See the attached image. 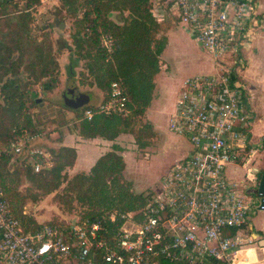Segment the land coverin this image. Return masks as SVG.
Listing matches in <instances>:
<instances>
[{"label":"built area","instance_id":"obj_1","mask_svg":"<svg viewBox=\"0 0 264 264\" xmlns=\"http://www.w3.org/2000/svg\"><path fill=\"white\" fill-rule=\"evenodd\" d=\"M157 23L167 14L197 39L213 61V72L187 78L175 100L167 128L187 138L191 151L174 159L144 205L122 214L108 239L98 220L40 223L23 230L0 184V264H249L245 248L253 241L242 231L259 202L225 175V165L245 147L246 86L241 80L243 51L258 24L257 0H147ZM100 45L112 51L106 33ZM123 87L110 84L95 113L127 115ZM40 134L0 145V155L28 157L36 171L53 164ZM114 214H110V219ZM243 251L242 253H240ZM255 256L256 248H253ZM164 262V263H163Z\"/></svg>","mask_w":264,"mask_h":264},{"label":"trees","instance_id":"obj_2","mask_svg":"<svg viewBox=\"0 0 264 264\" xmlns=\"http://www.w3.org/2000/svg\"><path fill=\"white\" fill-rule=\"evenodd\" d=\"M57 3L59 10L75 17L69 31L71 45L66 47L71 54L69 69H72L73 63L82 61L88 84L103 91L102 99L106 97L110 84L119 82L129 110L124 116L95 113L88 120L83 118V113L86 109H94L96 104L88 105L78 112L79 122L75 133L83 139L102 137L109 140H115L123 133H131L135 116L145 114L151 106L155 89L154 76L159 71L158 58L163 48L161 40L155 37L157 22L150 13L147 0H57ZM30 24L28 15H20L4 33L7 38L0 46L7 52L0 58V81L6 72L15 76L8 78L0 89L4 100L3 109L12 119L8 126L2 127L0 122V145L15 140L24 133H39L41 136L44 131L28 116L25 115L20 124L15 121L22 114L24 88L38 83L41 89L51 90L59 82L60 67L58 68L56 56L62 46L55 48L47 38L32 39L29 33ZM101 33L109 35L112 51L100 45L98 38ZM13 51L17 56L10 59ZM23 78L24 87L20 82ZM33 95L34 92L31 91L27 98L30 99ZM72 109L78 111L79 107ZM150 126V123L146 124L147 129ZM135 137L140 140L138 135ZM37 143L50 149L53 159L50 167L41 168L37 172L30 168L31 160L26 156L12 152L0 155L1 188L14 213L20 214V217L17 214L16 216L23 230L34 229L42 222L26 216L21 202L18 199L13 202L8 197L10 181L17 173L24 174L25 178L45 192L56 190L65 182L62 187L63 195L70 200L71 194L68 192L74 191L75 198L88 206V211L79 220H98L102 226L98 235L102 238L108 239L112 236L123 213L144 205L145 196L151 188L132 192L129 182L122 181L124 161L119 153V145L114 143L112 148L101 153L88 171L77 170L68 176L63 170L73 162L75 146L62 144L56 148L41 139ZM139 143L146 145L143 141ZM110 214H114L112 219ZM21 218H25L27 223L31 222L32 228L24 227Z\"/></svg>","mask_w":264,"mask_h":264},{"label":"rangeland","instance_id":"obj_3","mask_svg":"<svg viewBox=\"0 0 264 264\" xmlns=\"http://www.w3.org/2000/svg\"><path fill=\"white\" fill-rule=\"evenodd\" d=\"M57 4V0H34L32 2L28 0H3L0 4V46L5 43L7 38L4 33L10 29L9 26H12L20 15H28L31 19L29 33L32 39L45 40L47 38L55 48L62 46L56 56L58 68L60 67L58 84L51 90L41 89L38 83L27 86V88L25 86L22 114L15 120L20 124L28 116L35 125L44 131L40 139L56 148L74 141H84L75 133L79 122L78 112L84 107L100 101L103 96V91H99L98 88L88 84V76L85 75L82 61L73 63L72 69H69V55L71 54L65 45H71L69 31L75 17L59 10ZM54 18L65 22L62 29L50 25ZM156 37L161 40L163 45L161 56L158 59L160 66L163 67V72L166 73V85L168 87H175L183 78L201 71L198 70V64L196 65L192 61V56L199 54L205 58L206 54L201 53L198 44L188 36V32L180 25L175 15L167 16L164 24L159 25ZM6 54V50L0 47V58ZM16 56L17 53L13 51L9 58L15 59ZM3 75L0 81V89L8 78L14 76L11 72H6ZM23 81H25L24 78L20 81L24 87ZM166 85L161 83V78L158 79L154 99L146 113L135 116L130 128L131 133L120 134L115 139V144L122 148L121 155L125 158L126 163L123 168L122 181L124 183L129 182V188L132 192L147 188L152 189L159 185L172 161L191 151V145L187 138L175 135L166 127L168 117L163 111L168 97L171 95L167 92ZM68 86L74 87V91L88 95V102L78 111L63 104L61 94ZM31 91L34 92V95L28 99ZM1 96L0 122L3 127L11 124L12 119L3 109L4 100ZM147 123L151 124L150 129L146 128ZM135 135H138L140 140H137ZM139 141L145 142L146 145H141ZM79 168L77 165L65 167L63 172L69 176ZM9 169H12V166H9ZM14 175L15 177L9 184L8 197L12 198L13 202L18 199L25 215L32 217L36 222L68 223L76 218L79 219L82 214L88 211L87 204L78 201L74 196V191L68 192L71 194L70 200L63 195L62 187L65 186V182L56 190L45 192L25 178L24 174L17 173ZM16 214L20 217L18 212ZM21 219L24 227L32 228L31 222L27 223L25 218ZM256 249L258 256L264 255V248ZM246 252L248 260L254 259L253 249L246 250Z\"/></svg>","mask_w":264,"mask_h":264},{"label":"crops","instance_id":"obj_4","mask_svg":"<svg viewBox=\"0 0 264 264\" xmlns=\"http://www.w3.org/2000/svg\"><path fill=\"white\" fill-rule=\"evenodd\" d=\"M257 5L258 24L252 33V41L250 42L249 47L243 51L244 61L243 66L240 69L241 80L246 86L247 99L245 103L246 110L248 112L246 121L240 125V131L245 135V147L241 152H239L235 159L229 161L224 167L226 177L230 181L232 180L237 183V187L245 193L246 200L250 198L255 200V194L251 188L258 183L259 176L264 172V0H257ZM169 15L171 14H167L166 18ZM164 21L157 23V29L159 25L164 24ZM188 36L193 39L196 44H198L201 53L206 54L205 58L201 57L199 54L192 56V61H194L196 65L198 64V70H201L197 73L213 72V61L211 55L202 49L197 39H194L189 32ZM158 63L159 71L154 76L155 89L159 78H161L162 84L166 85L167 83L166 73L163 72V67L162 65L160 66L159 59ZM197 73L183 78L175 87H168L166 85L167 92L171 95L168 97L163 113L167 114L166 116L168 118L174 110V100L184 81L193 75H197ZM155 89L153 90V98L150 104L154 99ZM114 143H116V140H109L102 137H95L92 139H84V141L80 142L74 141L69 143L76 148L75 157L69 167L77 165L80 167L77 170L88 171L95 159L101 155V153L112 148ZM77 152L79 153L77 154ZM121 152L122 148L119 153L121 154ZM123 161L125 165V158H123ZM242 231L245 234H249L253 238V241L248 243L245 248H264V209L256 210L255 208H251L245 224L242 226ZM257 253L258 251L256 249L254 259H251L250 263L264 264V255L258 256Z\"/></svg>","mask_w":264,"mask_h":264},{"label":"water","instance_id":"obj_5","mask_svg":"<svg viewBox=\"0 0 264 264\" xmlns=\"http://www.w3.org/2000/svg\"><path fill=\"white\" fill-rule=\"evenodd\" d=\"M50 24L57 25L58 29H62L65 22L58 21L57 18H54ZM65 46L68 48L70 47L69 44ZM73 88L74 87L72 86H68V88L62 91L61 98L63 100V104L71 108H81L88 102V95L78 91L75 92ZM251 190L255 194V200L259 202L258 209H264V172L259 176L258 183L255 184Z\"/></svg>","mask_w":264,"mask_h":264},{"label":"flooded vegetation","instance_id":"obj_6","mask_svg":"<svg viewBox=\"0 0 264 264\" xmlns=\"http://www.w3.org/2000/svg\"><path fill=\"white\" fill-rule=\"evenodd\" d=\"M59 21V20H58ZM51 25V24H50ZM57 27V25H55ZM58 28V27H57ZM76 92V91H75Z\"/></svg>","mask_w":264,"mask_h":264}]
</instances>
